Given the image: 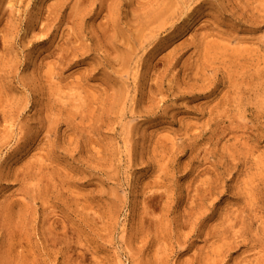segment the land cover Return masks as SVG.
Returning a JSON list of instances; mask_svg holds the SVG:
<instances>
[{
    "label": "rangeland",
    "instance_id": "374dc122",
    "mask_svg": "<svg viewBox=\"0 0 264 264\" xmlns=\"http://www.w3.org/2000/svg\"><path fill=\"white\" fill-rule=\"evenodd\" d=\"M0 264H264V0H0Z\"/></svg>",
    "mask_w": 264,
    "mask_h": 264
},
{
    "label": "bare ground",
    "instance_id": "6f19581e",
    "mask_svg": "<svg viewBox=\"0 0 264 264\" xmlns=\"http://www.w3.org/2000/svg\"><path fill=\"white\" fill-rule=\"evenodd\" d=\"M60 7H61V6H60ZM98 12H99V9H98ZM59 14H60V13H59ZM57 15H58V14H57ZM150 19H152V21H153V19L155 20V17L153 16V17L150 18ZM149 21H150V20H148V21H144V24H145L146 27H147V25H148V26H149V25H152V24H149V23H152V21H150V22H149ZM147 22H148V24H146ZM153 24H154V22H153ZM153 26H154V27L151 26L152 28L150 27V29H155V28H156L155 25H153ZM146 27H144V28H146ZM139 28H143V27H139ZM139 28H138V29H139ZM138 29L136 28V30H135L136 33H135L134 31L132 32V33H134V37H136L135 34L137 35V37H139L138 35H139L140 33H139V34H137V33H138V31H141V29H139V30H138ZM129 32H131V31H129ZM130 36H131V33H130ZM135 39H136V38H135ZM136 40H139V39L137 38ZM140 41H141V40H140ZM142 42H143V41H142Z\"/></svg>",
    "mask_w": 264,
    "mask_h": 264
}]
</instances>
